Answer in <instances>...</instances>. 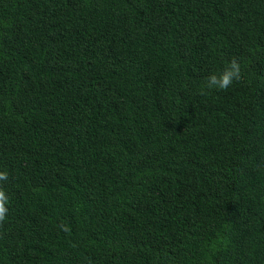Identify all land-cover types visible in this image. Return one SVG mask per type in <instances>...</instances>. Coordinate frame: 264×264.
Listing matches in <instances>:
<instances>
[{"label":"trees","instance_id":"obj_1","mask_svg":"<svg viewBox=\"0 0 264 264\" xmlns=\"http://www.w3.org/2000/svg\"><path fill=\"white\" fill-rule=\"evenodd\" d=\"M0 171V264H264V0H0Z\"/></svg>","mask_w":264,"mask_h":264},{"label":"clouds","instance_id":"obj_2","mask_svg":"<svg viewBox=\"0 0 264 264\" xmlns=\"http://www.w3.org/2000/svg\"><path fill=\"white\" fill-rule=\"evenodd\" d=\"M241 67L236 58H233L228 62L226 68L219 75L212 74L206 78L205 88L208 90L219 89L226 90L229 88L234 81H239L241 79ZM201 94H204L202 90ZM8 173L7 171H0V181H7ZM9 203V197L6 195L4 189L0 187V222H2L7 214L6 205Z\"/></svg>","mask_w":264,"mask_h":264}]
</instances>
